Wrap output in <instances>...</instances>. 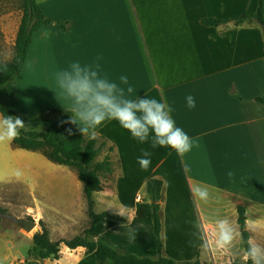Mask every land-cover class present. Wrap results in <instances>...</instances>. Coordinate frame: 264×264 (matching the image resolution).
Returning <instances> with one entry per match:
<instances>
[{
	"label": "crops",
	"instance_id": "obj_1",
	"mask_svg": "<svg viewBox=\"0 0 264 264\" xmlns=\"http://www.w3.org/2000/svg\"><path fill=\"white\" fill-rule=\"evenodd\" d=\"M37 3L53 23L34 33L28 57L40 45L50 42L57 45L58 40L62 41V46L57 45L62 47V68L73 61L91 63L100 54L102 72L109 79L119 83V77L126 75L136 90L133 99L147 96L166 103L173 109L171 116L176 125L190 137L198 138V146L180 156L169 147L153 149L150 141L137 142L116 121L105 122L98 128L96 137L102 138L109 150H102L97 161L109 157L112 169L100 173L102 190L93 194L94 211L111 212L124 220L102 218L95 226L96 239L121 251L157 257L152 202H145L140 192L149 179L160 178L164 181L161 213L165 256L179 262L199 259L207 264H223L230 259L231 254L205 250L193 235L194 223L203 221L210 234L212 221L226 216L240 230L238 207L243 205L247 220L264 225V199L260 195L264 189V27L256 19L233 22L245 12L254 11L256 0H37ZM211 18L230 21L221 26L205 25L203 20ZM21 19L12 13L4 14L0 17V34L6 38L12 34L16 42ZM61 23L67 24V28ZM24 70L5 85L14 93L6 97V106L21 119L51 112L52 107L41 109L44 98L39 104L34 101L43 94L22 98L21 87L28 86L22 78ZM187 95L195 98V108L186 106ZM10 99L17 103L9 104ZM30 100L33 101L28 106ZM25 102L27 106L23 107ZM67 106L62 99V110ZM4 144L7 149L18 148L13 141ZM145 150L152 153L147 170L141 169L137 161ZM27 151L31 166L35 162L44 165L49 160L41 151ZM0 167L7 168L0 170V174L10 184L20 165L18 160L10 159L0 162ZM228 171L235 173L234 182L228 180ZM194 184L208 189L207 204L194 201L191 194ZM129 187L131 191L127 193ZM247 188L251 192H245ZM78 189L85 195L81 181ZM15 206L0 201V208L6 213L33 218L48 228L44 211L34 203ZM7 221L0 218V264H30L28 251L35 234L27 235L24 229ZM90 225L89 216L88 225L80 234ZM119 228L132 229V234L114 233ZM147 229L152 231L154 240L151 235L147 238ZM172 230L184 242H175L177 235ZM255 234L250 233L253 238L264 240V229ZM78 249L73 250L80 253L75 264H98L94 253L85 254L84 249ZM148 249L154 250L155 255H145ZM56 263L61 264L60 259ZM224 264H229V260Z\"/></svg>",
	"mask_w": 264,
	"mask_h": 264
},
{
	"label": "trees",
	"instance_id": "obj_2",
	"mask_svg": "<svg viewBox=\"0 0 264 264\" xmlns=\"http://www.w3.org/2000/svg\"><path fill=\"white\" fill-rule=\"evenodd\" d=\"M22 19L17 33L14 47V56L10 62H0V113L16 117V113L6 106L5 99L14 95L6 89L5 85L18 77L24 70L30 46L35 32L43 26L53 23V20L46 16L39 7L37 0H22ZM247 19H256L264 27V0H256V7L252 12H245L240 17L233 20L235 24H240ZM230 20L204 19L208 26H221ZM67 24L61 23L65 29ZM71 113L54 109L49 113L30 118L32 129L26 131L22 129L20 135L13 141V144L21 149L30 151H41L53 163L69 166L76 170L80 181L84 185V192L88 205V214L91 218V225L82 234L71 239H61L52 241L49 231L44 228L37 232L32 239V245L28 251L35 264H42L46 259L55 262L60 259L62 245L70 250L78 248L84 249L85 254L94 253L98 264H207L199 259L193 261L179 262L167 256H163L164 238L162 221V201L164 181L160 178H151L146 183V190L150 196L153 209L154 231L156 234L159 255L157 257L140 256L127 251H121L116 247L103 243L96 239L95 226L104 217L117 220L124 218L111 212L96 213L94 211L93 194L102 190L100 173L109 172L112 169V162L109 157L103 161H97L102 151V144H98L97 138L90 139L83 136L78 128L70 123ZM42 128V130H39ZM72 129L71 135L68 129ZM113 150V147H110ZM0 212L6 210L0 208ZM247 220L246 209L243 205L238 207V224L242 233V243L247 248V239L250 236L245 231V221ZM30 258V259H31ZM233 264H245L240 261H233Z\"/></svg>",
	"mask_w": 264,
	"mask_h": 264
},
{
	"label": "clouds",
	"instance_id": "obj_3",
	"mask_svg": "<svg viewBox=\"0 0 264 264\" xmlns=\"http://www.w3.org/2000/svg\"><path fill=\"white\" fill-rule=\"evenodd\" d=\"M102 59V55L98 54L91 63L73 61L67 67L54 72L58 90L55 91L56 95L67 102L65 109L71 113L69 122L77 125L78 131L84 137L94 139L97 129L105 122L116 121L137 142L144 144L150 141L153 149L157 146L169 147L178 155L184 156L194 146H198V138L190 137L176 125L171 116V106L147 96L133 99L136 90L129 83L128 77L121 75L119 83L109 79L102 72ZM185 100L189 109L195 108L196 102L192 95H187ZM24 127L25 123L20 117L0 113V144L14 141ZM67 131L69 135L73 134L71 128ZM151 155L150 151H142V155L137 158L141 169L149 168ZM227 177L230 182L235 181L233 171H228ZM191 194L195 202H209L210 193L206 187L194 184L191 186ZM194 227L196 231L193 235L202 242L201 246L205 250L232 254L236 242L242 239L239 228L226 216L212 221L210 234L203 221H197ZM262 229L264 225L256 221H245V231L257 233ZM246 243L247 248L243 252L245 264H264V243L252 235ZM235 259L233 255L229 264H233Z\"/></svg>",
	"mask_w": 264,
	"mask_h": 264
},
{
	"label": "rangeland",
	"instance_id": "obj_4",
	"mask_svg": "<svg viewBox=\"0 0 264 264\" xmlns=\"http://www.w3.org/2000/svg\"><path fill=\"white\" fill-rule=\"evenodd\" d=\"M10 13H12L13 17H22V0H0V17ZM14 42V35L11 34L9 38H6L5 35L0 34V62L6 63L13 59L15 52L13 48ZM57 45L62 46V41L60 43L58 40ZM57 45L50 42L47 45H40L39 48L34 49L32 55L30 53L26 68L23 72L24 76L22 77L23 81L26 82L28 86L24 88L20 86L22 89L20 92L22 98H26L29 95H35L37 97L38 94H40V96L43 94V97L41 96L34 101L36 104H39L42 102V98H44L45 105L41 106V109L52 107L50 108L51 111L54 109H62V98L56 95L55 91L58 90L56 89L54 80V72L62 68V47L59 48ZM31 101L33 100L29 101L28 106ZM8 103L16 104L17 101L10 99ZM26 106L27 102L23 104V107ZM55 106L58 107L53 108ZM22 120L25 123L24 129L31 130L29 119L26 118ZM95 138H97L99 145L103 143L102 150L108 152V144L100 137ZM28 154H30V152L27 150L15 147L7 149L5 144H0V162L10 159L18 160L20 165L18 170L13 173L14 179L10 184L7 182V178L0 174V201L5 205L14 207H16V204L21 207L31 202L35 204L36 208L39 207L40 210L42 209L44 211V215L48 221V228L45 224H40L36 220L37 227L31 233L24 230L27 235L33 236L37 231L46 228L50 233L52 241L53 239L56 241V237L59 238L58 240H61L71 239L77 236L80 234L82 228L88 225L89 214L86 196L81 194L78 189V183L80 181L78 176L75 175V169L69 166L55 164L47 159L44 165L35 162L31 166ZM0 170H7V168L0 167ZM18 172L20 173L19 175L17 174ZM62 176H65V178H62ZM130 191L131 188H127L126 192L129 193ZM244 191L251 192V189L247 188ZM140 193L144 196L145 202L148 203L151 201L145 187ZM260 195H262L264 199V189L260 191ZM7 207L10 208L9 206ZM11 223L14 224L13 222H8L9 225H11ZM114 233L130 236L132 234V229L119 228L116 229ZM172 233L177 235L175 242H184L176 230H172ZM145 234L147 238L151 235V238L154 240L150 229L145 230ZM254 235L256 234L254 233ZM163 238L166 239L164 229ZM257 240L264 243L262 239ZM154 246H156V243ZM77 250L79 251V249ZM244 250L242 239L238 240L229 257L230 259L221 263H227L228 260H231L233 255H235L236 261L245 263L242 261ZM154 252V250L148 249L145 255H155L153 254ZM156 255H159V250ZM162 255L165 256L164 249ZM79 258V252L70 250L66 246L61 247V264H75ZM31 260L33 259L31 258ZM32 264L35 263L32 262ZM45 264H54V262L50 263L47 261Z\"/></svg>",
	"mask_w": 264,
	"mask_h": 264
},
{
	"label": "water",
	"instance_id": "obj_5",
	"mask_svg": "<svg viewBox=\"0 0 264 264\" xmlns=\"http://www.w3.org/2000/svg\"><path fill=\"white\" fill-rule=\"evenodd\" d=\"M0 218L9 220L13 222L14 224H16L17 226H19L20 228L30 233L37 227V222L33 219L20 218V217L14 216L6 212H0ZM46 262L47 260L44 259L42 261V264H45Z\"/></svg>",
	"mask_w": 264,
	"mask_h": 264
},
{
	"label": "built area",
	"instance_id": "obj_6",
	"mask_svg": "<svg viewBox=\"0 0 264 264\" xmlns=\"http://www.w3.org/2000/svg\"><path fill=\"white\" fill-rule=\"evenodd\" d=\"M139 198L141 199V196H139Z\"/></svg>",
	"mask_w": 264,
	"mask_h": 264
}]
</instances>
